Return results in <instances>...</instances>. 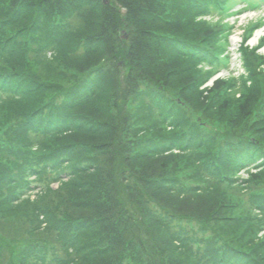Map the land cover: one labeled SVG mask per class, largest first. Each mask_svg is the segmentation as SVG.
Returning <instances> with one entry per match:
<instances>
[{"label": "trees", "instance_id": "1", "mask_svg": "<svg viewBox=\"0 0 264 264\" xmlns=\"http://www.w3.org/2000/svg\"><path fill=\"white\" fill-rule=\"evenodd\" d=\"M233 3L0 0V264H264V57L201 88Z\"/></svg>", "mask_w": 264, "mask_h": 264}, {"label": "rangeland", "instance_id": "2", "mask_svg": "<svg viewBox=\"0 0 264 264\" xmlns=\"http://www.w3.org/2000/svg\"><path fill=\"white\" fill-rule=\"evenodd\" d=\"M201 22L206 23V25L222 28L224 31L227 29L229 45L227 44L226 47H228L230 50L229 55L232 61H230L229 68L216 71L217 75L214 72L212 74L210 73L209 75H205V80L203 81V85L201 86V88L203 86L207 88H209L210 86H215L213 84H215L214 81L216 79L238 77L241 75V73L244 74L245 72V66H247L246 60H249L251 62L255 56H257L259 59L264 57V5L255 10L246 9L229 18L226 17V14L223 15V17H219V15H212L209 17L202 18ZM201 22L198 21L197 24ZM248 31H250L249 34H247ZM246 35L247 39L244 38ZM182 65H186V63L184 62L182 63ZM258 66L261 67V65ZM206 70L207 69L205 67L196 68V70H192V75L199 77L200 80V77L205 74ZM171 87L173 88L174 92L179 94V90L175 89V86ZM236 89L237 87L235 88V91ZM192 92L193 91L191 90H186L183 95L187 101L189 100V106H192L193 110H195L200 107L199 104L201 103L195 101V96ZM238 93L239 91L237 90V92H235V95L240 96ZM177 100L180 102L179 99ZM250 100H252V96L248 100L244 99L242 100V102H240L242 109L240 112L241 114L239 121L243 119L244 114L246 115L249 108L252 106L247 105V102H249ZM213 105L215 104H212V106ZM6 107L11 108V106ZM235 108L236 106H233V109ZM187 109L189 110L190 108L187 106ZM139 112L141 113L140 116H142L143 112ZM223 116L226 120L228 119V116ZM219 122H222V119H219ZM244 170L245 169H243V171H240L238 174L245 175L243 173Z\"/></svg>", "mask_w": 264, "mask_h": 264}]
</instances>
